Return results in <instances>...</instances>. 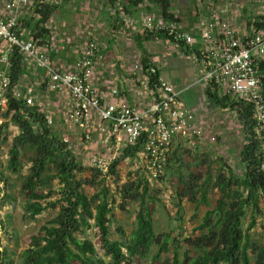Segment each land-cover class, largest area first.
I'll return each mask as SVG.
<instances>
[{"label": "trees", "instance_id": "1", "mask_svg": "<svg viewBox=\"0 0 264 264\" xmlns=\"http://www.w3.org/2000/svg\"><path fill=\"white\" fill-rule=\"evenodd\" d=\"M110 1L115 4L118 0ZM148 1L151 4L148 8L153 13L161 15L168 22L179 21L173 11V0ZM55 5L41 2L33 9V18L39 16L34 26L35 36H46L44 34L48 29L45 24L56 9ZM248 26L264 28V15L250 19ZM21 27L20 23L15 27L19 36ZM152 38L172 40L165 30H144L139 40L140 47H143L145 39ZM152 67H156V72L151 71ZM258 69L264 92V59L258 63ZM25 70L26 54L18 45H14L8 70L12 86L8 108L2 113L5 121L0 124V137H7L11 123L18 127L19 132L9 148L7 168L19 173L23 165V150H32L33 155L29 158L31 166L22 182L26 217L35 219L49 209L58 212L32 235L30 245L20 253L22 264H107L96 242L86 236L92 221L97 228L99 246L104 255L111 259L108 264H143L144 258H151L159 264H264V240H258L252 234L258 216H264V145L263 137L255 132L250 103L227 95L220 96L215 86L206 89L213 105L230 106L237 112L247 141L240 156L242 173L236 172L225 159L220 158L211 186L209 170L205 175L201 172L179 175L176 190L180 197L176 205L179 219H182L183 210L181 200L185 197L195 203L196 209L201 204L210 206L190 235L181 237L171 232L156 231L155 215L159 210V197L154 193L145 168L136 170L134 177L128 178L118 188L121 208L132 202H138L139 208L133 230L127 233L120 226L122 236L112 239V202L117 199L108 181L118 177L117 167L124 159L139 156L146 138L136 145L123 148L121 154L112 160L107 172L90 167V176H81L86 168L78 161L69 143L48 122L46 111L39 103L28 104L14 94V87L21 84ZM143 70L149 76L150 87L155 88L161 76L148 56L144 58ZM174 160L178 164L183 163L176 151L168 152L163 170ZM163 172L158 179L164 178ZM8 184L6 173L0 170V207L11 199L6 188ZM86 187L94 188L95 192L90 195ZM211 191L214 192V200L210 199ZM248 212L250 221L245 227L244 218ZM0 223H3L1 213ZM1 247L0 234V264H13Z\"/></svg>", "mask_w": 264, "mask_h": 264}, {"label": "built area", "instance_id": "2", "mask_svg": "<svg viewBox=\"0 0 264 264\" xmlns=\"http://www.w3.org/2000/svg\"><path fill=\"white\" fill-rule=\"evenodd\" d=\"M62 1L2 0L0 124L5 121L2 113L8 108L12 86L8 71L10 55L12 47L18 45L27 55L29 66L45 71L49 91H66L69 94L70 99L66 103L68 121L83 127L89 137L88 129L95 127V119L101 120L100 128L106 138L113 142V146L108 147L104 154L93 155V167L107 172L112 162V148L119 152L146 138L139 156L144 154L145 168L150 178H158L163 172V163L172 142L192 133L201 136L203 132L204 123L197 116V111L185 106L181 100V93L186 88L180 90L163 77L156 83V89L151 88L149 76L146 75L139 91H153V100L145 105L124 104L118 86H110L108 92H102L94 81L96 65L103 58L101 44L95 39L86 42L72 68L60 70L54 66L43 47V38L33 36L27 41L21 40L15 27L25 9L32 10L33 13L38 3L60 4ZM230 5L233 7L235 4L230 2L213 9L211 16L203 24L197 25L194 31L183 28L177 22H168L155 13L144 14L141 25L145 30H165L172 37L169 41L176 45H199L195 51L202 75L196 83H202L206 89L208 86H215L220 96L227 95L240 102L250 103L253 107L255 132L263 137L264 145V92L258 69V63L264 59V28H251L248 21L243 29L238 27ZM262 14L264 15V5ZM1 39L4 41L1 42ZM48 46L49 43L46 47ZM156 70V67L151 68L152 72ZM14 88L16 97L25 99L28 104L38 103L39 96L33 87L25 86L23 89L19 84ZM47 118L52 124L48 114Z\"/></svg>", "mask_w": 264, "mask_h": 264}, {"label": "rangeland", "instance_id": "3", "mask_svg": "<svg viewBox=\"0 0 264 264\" xmlns=\"http://www.w3.org/2000/svg\"><path fill=\"white\" fill-rule=\"evenodd\" d=\"M194 0H173L174 9H179L182 13L192 17L191 3ZM214 7L217 8L222 5H227L230 2L235 4L233 7V15H235L239 22L236 25L239 27L241 23L249 21L250 19H256L262 14L264 0H213ZM197 4L209 3L211 0H197ZM213 4V2H211ZM77 8L79 7L75 4ZM0 6H3L2 0H0ZM217 6V7H216ZM76 20H72L74 25ZM69 24L71 28L73 25ZM78 24V23H77ZM88 41L89 39L86 38ZM133 49L128 51L129 54H133ZM162 53H164L162 51ZM160 54V53H157ZM164 55V54H163ZM191 66L193 68V63ZM194 73L197 76L200 75L197 66H194ZM191 74L188 73L187 75ZM178 80L176 83H180ZM199 84H194L190 88V91H185L182 98L188 96L191 91L197 89ZM206 95V93H205ZM194 96V94H193ZM59 95L51 94L50 97H46L38 101L42 109H46V113L52 119V127L58 132L65 141H67L78 161L83 165L86 170L81 173L83 177L90 176V167H93L92 157L95 154H104L107 152L108 147L113 146V142L108 140L101 130V120L95 119L94 128H89V137L86 135V130L80 125L74 124L67 120L66 112L68 105L61 100V104L57 101ZM184 101V100H183ZM46 106H43V105ZM190 107L193 109L197 107V116L203 121L202 135L195 136L193 133L188 134L187 137L176 138L171 145L170 151H176L183 160L182 164H178L177 161H173L169 166L164 167V178L162 180L158 178H150L154 193L159 197L157 200L159 204V210L155 215V226L158 233L171 232L173 235L185 237L191 234L194 226L200 221V218L204 215L205 211L210 207L206 204H201L199 209H196L195 203L191 202L186 197L181 200L183 210L182 219H179L177 213V203L180 197L177 195L178 177L180 174H187L189 172L207 173L209 170V184H213L216 178V167L218 165L217 160L220 158L225 159L238 173H242L243 167L240 161L241 152L247 141L246 132L244 130L243 123L240 121L237 112L231 107H222L213 105L208 97L199 99L197 102H190ZM198 104V106H197ZM187 106V105H185ZM19 129L14 124L9 125V131L7 137L2 135L0 137V170H3L9 180L7 192L11 195V199L5 202L0 207L1 219L3 223H0V234L2 237L1 249L6 250L8 260L13 261V264H22L20 253L22 250L30 245L33 234H36L41 226L45 224L49 219L57 215L58 211L46 210L42 214L38 215L35 219L26 217V199L22 192V182L25 176L29 172L31 161L29 158L33 155V151L26 149L23 150V165L19 173H13L7 168L8 151L12 145L14 137L18 134ZM111 158L117 157L121 154L118 149H111ZM144 154L135 157L133 159H124L117 167L118 177L116 179L110 178L108 184L112 193L116 196V202H112L113 205V227L111 232L112 239H118L122 235L119 233V227L123 226L127 233H130L135 227L136 223V211L139 208L138 202H132L126 207H120V198L117 195L119 186L127 181L128 178L134 177L136 170L145 169ZM182 165V168H180ZM3 185V184H2ZM86 192L90 195L95 192L94 188L86 187ZM210 199L214 200L215 195L212 192ZM250 221V212L244 218V226L246 227ZM252 234L258 240H264V216H258V222L255 228L252 230ZM86 236L96 242L100 255L104 256L107 264L110 262V257L104 255V251L100 248L98 242L97 228L92 226L86 230ZM183 250V249H182ZM143 264H159L152 261V259H142Z\"/></svg>", "mask_w": 264, "mask_h": 264}, {"label": "crops", "instance_id": "4", "mask_svg": "<svg viewBox=\"0 0 264 264\" xmlns=\"http://www.w3.org/2000/svg\"><path fill=\"white\" fill-rule=\"evenodd\" d=\"M196 1L190 4L192 17L179 9H174L172 2L173 11L179 17L177 23L191 31H194L200 23L203 24L215 9L213 0H211L213 4L205 2L199 5H196ZM75 4L79 7L77 8ZM55 6L56 9L50 20L45 24L48 32L44 35L47 37L42 38L43 47L54 66L60 70L72 68L87 42L86 38L95 39L101 44L103 58L96 65L94 81L102 92H108L110 86H118L124 104L145 105L155 96L153 91H139L140 84L146 76L143 70L146 56L149 57L150 62L156 64L161 77L173 82L180 90L186 88L181 93V100H184L183 103L187 107H190V102L199 104L200 97L202 105V98L208 97L207 94L205 95L206 87L198 83L199 87L191 90L196 91L195 93L190 92L187 97L182 98L185 91H190L192 85H197L196 82L202 75V68L198 66L195 51L198 50L199 45L191 47L176 45L166 39L152 38L145 39L143 47H140L139 40L145 30L141 25V18L144 14L153 13L148 8L151 6L148 0H118L115 4L110 0H63ZM2 10H4L3 6H0V12ZM31 11L25 9L19 17L20 27L22 26L20 38L24 41L36 34L34 26L37 17L34 19V13ZM233 18L235 22H239L235 15ZM72 20H76L74 25L71 23ZM246 22L241 23V29ZM70 23L74 28L70 27ZM47 43H49L48 47H46ZM131 48L134 50L133 54L128 53ZM27 61L29 60L26 55V70L21 88L33 87L39 100L41 97L45 99L51 94H56L59 95L58 105L61 104V100L68 103L69 94L66 91H49L45 71L32 68ZM189 61L193 63V68ZM194 66H197L199 76L194 73ZM190 72L191 74L187 75ZM178 80L181 82L177 84ZM193 109L196 110L197 107L194 106Z\"/></svg>", "mask_w": 264, "mask_h": 264}]
</instances>
